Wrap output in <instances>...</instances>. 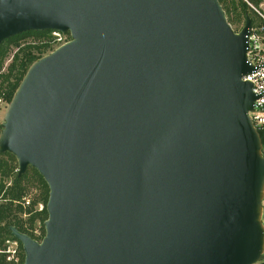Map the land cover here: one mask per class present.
Segmentation results:
<instances>
[{
  "label": "water",
  "instance_id": "95a60500",
  "mask_svg": "<svg viewBox=\"0 0 264 264\" xmlns=\"http://www.w3.org/2000/svg\"><path fill=\"white\" fill-rule=\"evenodd\" d=\"M250 29L218 0H0V44L70 34L1 124L49 188L41 240L8 227L22 264H264Z\"/></svg>",
  "mask_w": 264,
  "mask_h": 264
},
{
  "label": "trees",
  "instance_id": "16d2710c",
  "mask_svg": "<svg viewBox=\"0 0 264 264\" xmlns=\"http://www.w3.org/2000/svg\"><path fill=\"white\" fill-rule=\"evenodd\" d=\"M225 10L227 20L232 25L235 21H239L240 15L246 13L249 6L245 0H241L240 7L234 5V0H218ZM232 8H231V7ZM230 8L234 9L235 15L229 16ZM254 20L252 19V22ZM51 30H28L23 33L11 36L2 41L0 44V67L3 64V58L6 56L11 47L17 51L13 53L11 62L8 66L10 75L13 72L14 82L10 85L6 99L10 101L13 92L15 91L21 77L24 75L30 64L41 56L54 50L53 37ZM70 39V34L65 33ZM30 37L27 45L20 43V39ZM7 44V45H5ZM9 74L6 77L8 79ZM260 138L264 144V132L259 131ZM17 160L11 153H0V247L8 238H14L8 229L13 225L21 232H24L36 240H41L45 234L43 226L44 220L47 218L46 203L49 194V188L42 175L33 167H28V170L21 176H17ZM30 186L38 188V195L33 199V206L30 203L28 207H22L21 199L26 195ZM38 202H43L44 207L41 211H34ZM31 205V206H30ZM24 214H28L24 217ZM39 228V232L36 229ZM18 244L21 249V261H24V251L19 240ZM0 264H12L6 259V254L0 253ZM16 264V263H15Z\"/></svg>",
  "mask_w": 264,
  "mask_h": 264
},
{
  "label": "built area",
  "instance_id": "2783aa9c",
  "mask_svg": "<svg viewBox=\"0 0 264 264\" xmlns=\"http://www.w3.org/2000/svg\"><path fill=\"white\" fill-rule=\"evenodd\" d=\"M260 30H262V26H258L257 24H253L251 26L248 36L247 58L253 65V70L250 73H247L243 79L252 83V91L257 95L256 99L254 100L253 109L248 112L249 116L256 130L258 132H264V43H262L260 39ZM53 34L56 36L57 41L62 40L63 33L53 31ZM67 40L57 43V46L66 42ZM261 151L264 155L263 143ZM22 204L24 206H28L30 204L29 197L23 196ZM260 219L264 227V193L261 201ZM4 244H6L7 249H3L0 252L7 253L6 259L8 261L15 263L18 262L17 257L14 256V254H16L15 246L18 244V241L13 238H8L4 241Z\"/></svg>",
  "mask_w": 264,
  "mask_h": 264
},
{
  "label": "rangeland",
  "instance_id": "374dc122",
  "mask_svg": "<svg viewBox=\"0 0 264 264\" xmlns=\"http://www.w3.org/2000/svg\"><path fill=\"white\" fill-rule=\"evenodd\" d=\"M241 0H234V5L236 6V7H240V2ZM245 1H247V3H250L253 7H255L258 11H259V13L262 15H259V14H257V12L256 11H254V9L253 8H251L250 10H248L247 12H248V14L253 18V20H254V22H256L257 24H262L263 26H262V30H260V33H259V35H260V39H261V41H262V43H264V0H245ZM231 7V6H230ZM232 8V7H231ZM230 8V14H229V16H234L235 15V12H234V9H231ZM244 17H245V14L244 13H242L241 15H240V19H239V21H235L234 20V22L232 23V27H233V29L235 30V31H238L240 28H241V26L243 25V22H244ZM51 35H52V37H53V46L54 47H57V43H59V42H62V41H65V40H67L68 39V36L66 35V34H63L62 35V40L61 41H57V38H56V36L53 34V32H51ZM20 43L22 44V46L23 45H27L30 41H32L31 40V38L30 37H24V38H21L20 40ZM5 45H7V44H5ZM17 51V49L16 48H12L11 47V50L9 51V53L6 55V60H5V64H8L9 62H10V60L12 59V55H13V53H15ZM26 72V71H25ZM25 74V73H24ZM24 76V75H23ZM23 76L21 77V79H20V81L22 80V78H23ZM20 81H19V83H20ZM19 83H18V85H19ZM18 85H17V87H18ZM16 87V88H17ZM8 105H9V103H7V102H4L3 104H2V106H1V108H0V123H2L3 122V116H4V113L6 112V109L8 108ZM0 128H1V126H0ZM28 170V169H27ZM26 170V171H27ZM36 195H38V188H36V186H30V188L28 189V191H27V193H26V195L25 196H27V197H29V199H30V203H32L31 205L33 206V199L36 197ZM21 205H22V207H28L27 205H23L22 204V199H21ZM30 205V206H31ZM43 207H44V204H43V202H38L37 203V205H36V208H35V210H32L31 212L33 213L34 211H41L42 209H43ZM26 215H28V214H24V217L26 216ZM44 226V225H43ZM36 232L38 233L39 232V228L38 229H36ZM16 248V254H14V256L15 257H17V259H18V262H16V264H18L20 261H21V249H20V247H19V244H17L16 246H15ZM3 249H7V246H6V244H3V246L2 247H0V251L1 250H3ZM1 253V252H0ZM5 254H7V253H5ZM10 263H12V264H15V262H12V261H9Z\"/></svg>",
  "mask_w": 264,
  "mask_h": 264
},
{
  "label": "flooded vegetation",
  "instance_id": "af4514ba",
  "mask_svg": "<svg viewBox=\"0 0 264 264\" xmlns=\"http://www.w3.org/2000/svg\"><path fill=\"white\" fill-rule=\"evenodd\" d=\"M247 2V1H246ZM248 4V6H249V9H247V11L248 10H250L251 8H253L254 9V11H256L257 12V14H259V15H261L260 13H259V11L255 8V7H253L250 3H247ZM246 13H248V12H246ZM245 13V14H246ZM262 16V15H261ZM251 17V16H250ZM252 17H251V26L253 25V24H257L256 22H252ZM244 21H245V17H244ZM243 24H244V22H243ZM258 26H263L262 24H257ZM243 26V25H242ZM241 26V27H242ZM5 60H6V56H4V58H3V64L1 65V67H0V108H1V106H2V104L4 103V102H7V99H6V96H7V93H8V90L10 89V85L14 82V77H13V72H11L12 74L10 75L9 73H10V71H8L7 72V70H8V66H9V64H10V62H11V60H10V62L8 63V64H5ZM7 73L9 74V76H8V79H7V77H6V75H7ZM14 93V92H13ZM13 96V95H12ZM12 98V97H11ZM11 100V99H10ZM10 102V101H9ZM9 102H7V103H9ZM3 118V117H2ZM1 124L2 123H0V126H1ZM0 130H1V128H0Z\"/></svg>",
  "mask_w": 264,
  "mask_h": 264
}]
</instances>
